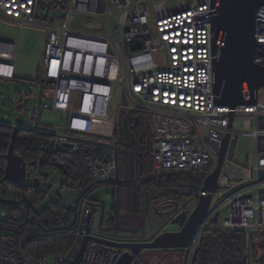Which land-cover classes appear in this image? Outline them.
<instances>
[{
	"label": "built area",
	"instance_id": "built-area-1",
	"mask_svg": "<svg viewBox=\"0 0 264 264\" xmlns=\"http://www.w3.org/2000/svg\"><path fill=\"white\" fill-rule=\"evenodd\" d=\"M212 0H192L184 8L167 6L164 0H0V20L20 29L40 20L46 24V42L41 62V94L35 109L23 115L25 129L54 134L42 123L44 111L57 110L70 116L65 135H56L55 150L82 157L86 176L76 184L81 194L75 221L79 242L67 255L30 256L18 247L17 231L0 228V264H69L80 247L90 213L87 196L99 187L119 182L116 124L111 123V105L120 87L132 111L150 116L152 156L158 173L206 172L214 167L227 134L231 140L250 137L254 151L242 167L243 174L227 171L226 158L213 194L224 199L212 207L200 223L184 264H253L254 233L264 230V99L256 104L231 108L216 104ZM153 17V24L150 18ZM253 62L264 67V7L255 20ZM17 45L0 42V78L12 80L16 71ZM162 57L161 61L155 55ZM223 87V86H222ZM50 90L49 96L45 94ZM243 97L246 100L245 92ZM50 99V102H47ZM29 103V102H28ZM125 107V106H124ZM126 109V107H125ZM248 117L251 128L230 129L231 113ZM129 113L128 118L131 117ZM127 114H124L126 116ZM110 126L93 132L80 130L78 118ZM27 119V120H26ZM112 136V140L97 135ZM98 137V139H96ZM46 149V143L36 146ZM26 162V185L20 189L29 204L33 186L51 189L55 181L39 175L40 165ZM240 178L236 183L233 179ZM34 183V182H33ZM65 183V182H64ZM0 186V192L15 190ZM13 186V185H12ZM61 186H64L61 185ZM198 195L207 196L203 187ZM213 201V200H212ZM34 205V204H33ZM227 205V216L222 210ZM192 211V210H191ZM5 211L0 213L5 217ZM15 220L19 215L15 214ZM90 234L97 236L93 219ZM123 250L89 242L81 264H118ZM140 258L135 260L140 264Z\"/></svg>",
	"mask_w": 264,
	"mask_h": 264
},
{
	"label": "trees",
	"instance_id": "trees-1",
	"mask_svg": "<svg viewBox=\"0 0 264 264\" xmlns=\"http://www.w3.org/2000/svg\"><path fill=\"white\" fill-rule=\"evenodd\" d=\"M12 80L18 81L16 77ZM26 95L28 96V94ZM135 113L136 117L132 119L130 117L131 121L128 120L124 124V129L128 128L125 141L118 144L120 180L117 183L113 182L111 184L116 187L119 193L115 195L113 214L111 216H103V228H115L118 214L123 212L128 215L129 212L138 210V206L141 204L140 201H143L144 205H148L145 203L143 192H147L148 196L151 189L152 191L155 190L154 193H162L169 189L172 195L175 196L174 191L176 190H173V187L176 188L181 179L185 180L184 175L189 174L179 172L181 175L168 178L167 172L159 174L153 168L146 167V162H150L152 167L155 168L150 145L152 129L146 113L138 111ZM117 128L118 126H116L115 139H118ZM54 137H56V134L31 128H22L16 137L13 138L12 127L0 124V181L4 178L5 174V155L8 153L10 146L13 145L16 155L28 160L32 165H40L44 169L54 166L64 176V186L66 185L70 188L76 187V183L86 176L82 157L77 154L55 150L54 146H52L55 141ZM41 143H46L47 148L40 149L36 147ZM147 143H149L150 147H147ZM133 174H141L143 177L142 182L130 181ZM5 185L8 184L0 182V186ZM9 186L15 190L16 194L12 190L5 193L0 192V213L2 211L6 213L5 217L0 216V228L16 230L18 233V247H21L30 256L46 255L50 257L71 253L78 244L80 237V230L75 221L76 213H72L73 211H70L60 202L51 203L46 207L39 208L37 203L45 197L48 191L43 187L39 186L37 189L30 190L33 205L28 203L26 195L22 194V191L17 186H12L11 184ZM140 186H143L142 189L144 191H141ZM90 195L87 196L88 201L85 202L91 204L93 200H91ZM175 199V197H172L171 201ZM162 203L165 204L164 201ZM15 214L19 215L18 220L14 219L13 216ZM257 233L262 237V240L257 243L253 239L252 263L264 264V230Z\"/></svg>",
	"mask_w": 264,
	"mask_h": 264
},
{
	"label": "rangeland",
	"instance_id": "rangeland-1",
	"mask_svg": "<svg viewBox=\"0 0 264 264\" xmlns=\"http://www.w3.org/2000/svg\"><path fill=\"white\" fill-rule=\"evenodd\" d=\"M167 6L184 8L187 6L192 0H164ZM150 23L153 24V17L150 18ZM46 24H41L40 20L38 23L34 25H29L23 28H19L11 23H7L0 20V42H9L17 45L16 51V78L17 82L13 80L1 79L0 78V124L16 126V118L23 117V113L20 110H13L15 105L19 103V99L23 95H32L41 94L43 88L40 86L41 81V62L44 55L45 42H46ZM155 59L157 61H161L162 57L160 55H155ZM22 82L31 83V89H27L24 87ZM50 90H46L45 94L49 96ZM122 90L119 87L114 100L111 105V123H115L118 126V139H115L113 142L115 143H123L126 139L127 129H124L125 123L129 120L128 115L131 113L132 105L124 107L122 104ZM260 98L264 99V87L260 89ZM47 102H50V99H47ZM35 98L33 97L29 103L28 116L35 109ZM124 114H127L123 117ZM136 117V113L132 111L131 119ZM70 116L66 113H62L57 110H48L44 111L42 115V123L46 126H51L54 130V134L56 135H65V127L68 124ZM27 120V119H26ZM149 124H150V116H148ZM28 120L23 123L27 124ZM77 125L80 130H84L87 132H93L94 130L101 127L103 132H106L110 123L103 124L100 121L88 120L85 118H78ZM123 125V126H122ZM24 126V125H21ZM31 129H33V125L31 124ZM234 127L237 130H247L251 128L250 121L247 116L237 113L234 121ZM129 137V135L127 134ZM98 139V137H96ZM147 147L149 143H147ZM151 148L153 147L151 139H150ZM254 151V140L250 137H239L238 139H232L229 146V151L227 155L228 166L227 171L234 176H241L243 174L242 165L248 161L249 157ZM217 163V162H216ZM215 163V165H216ZM214 167H210L208 170L212 171ZM240 165V166H238ZM155 166V163H154ZM147 168H153L154 171H158L152 167L150 162H146ZM120 168V166H119ZM140 168V166H139ZM39 175L42 173L44 177L49 178L55 181V186L47 191L45 197H43L38 203V207H46L51 203L60 202L66 208H70L76 205L81 197V194L74 187L61 186L65 182L64 176L61 172L55 168L54 166H49L47 168H39ZM128 173V172H127ZM167 177H175L181 175L179 172H167ZM209 174L206 172H192L189 174H185L183 177L185 181L189 182L192 185V194L190 195H178L179 199L186 200V208L189 210H193L199 201L198 189L203 187L204 181ZM139 176V177H138ZM137 177V178H136ZM179 178V177H178ZM143 177L141 174H137L132 176L130 181L132 182H142ZM240 178L233 179V182L236 183ZM34 180H30L29 185H32ZM143 186H140L141 191ZM39 190V189H38ZM119 193L116 190V187L112 184L100 185L96 189L91 192V200H93L91 204H89V208L94 213V227L97 228L101 216V212L104 211V215L111 216L115 207V195ZM145 202L150 207L149 211V223L150 225L146 228L149 238L151 237V232L159 231L162 233L176 231V225L172 224V218L178 212L177 205L173 206L171 202V198L177 196H173L172 192L168 189V191H164L162 193H154L149 190L148 196L143 195ZM223 197L219 194H216L212 201V207H215L222 203ZM97 203H95V202ZM165 202V204L162 203ZM160 202V203H159ZM36 205V206H37ZM65 211V210H64ZM63 211V213H64ZM28 212V211H26ZM74 213V212H72ZM222 218L227 216V205H224L222 210ZM118 229L119 236L124 235V230L126 229V224L121 219L120 223L115 227ZM254 240L259 243L262 240V237L259 233H254ZM98 236L101 233H97ZM118 240H122L121 237ZM50 260L55 261L56 256H50Z\"/></svg>",
	"mask_w": 264,
	"mask_h": 264
},
{
	"label": "water",
	"instance_id": "water-1",
	"mask_svg": "<svg viewBox=\"0 0 264 264\" xmlns=\"http://www.w3.org/2000/svg\"><path fill=\"white\" fill-rule=\"evenodd\" d=\"M264 7V0H212V25H213V51H214V88L216 93V104L236 108L244 104H256L259 91L264 87V67L254 64L253 47L255 44V20L256 13ZM28 90L31 89L33 82H22ZM223 86V87H222ZM243 91L246 100L243 97ZM29 97L21 96L19 103L13 110H29ZM122 104L127 107V98L122 95ZM234 113H231L229 128L234 125ZM131 121V119H129ZM24 118H16V126H10L13 129V138L22 130ZM100 138L112 140V136L97 135ZM231 142L230 134H227L221 152L218 156L215 168L209 173L203 184V190L208 192L207 196H200L195 208L187 213L183 211L172 220L173 225H178L180 230L165 232L157 235L149 241H142V237L135 236L134 232L126 226L124 235L119 236L114 233L115 238L121 237L124 241L110 240L102 236H93L90 234L89 223L93 219V213L89 214L86 235L83 237L80 247L77 249L74 258L69 264H81L83 255L89 242H96L123 250V256L118 264H136L137 258H144L149 251L160 249H186L200 223L207 215L213 200V194L217 190L218 180L222 166L227 158ZM6 168L4 178L0 182L9 183L24 189L26 185V162L16 155L13 145L10 146L5 155ZM259 178H264V170L259 172ZM33 188L40 186L39 179H35ZM177 191V190H176ZM191 189H179V195H190ZM264 193V189L261 190ZM173 206L177 205L171 201ZM78 203L69 208L76 212ZM104 211L101 212L98 229L99 233L103 231H114L112 228H103ZM118 224V221H117ZM116 224V226H117ZM140 231V230H138ZM137 231V232H138ZM136 232V231H135ZM141 232V231H140ZM152 238V237H151ZM142 256V257H141ZM144 263H147L146 261ZM143 263V264H144Z\"/></svg>",
	"mask_w": 264,
	"mask_h": 264
},
{
	"label": "flooded vegetation",
	"instance_id": "flooded-vegetation-1",
	"mask_svg": "<svg viewBox=\"0 0 264 264\" xmlns=\"http://www.w3.org/2000/svg\"><path fill=\"white\" fill-rule=\"evenodd\" d=\"M24 96L25 95H23V97ZM20 111L23 113V115L26 113V112H24V109H21ZM178 188L179 189L182 188L183 190L190 188L191 191L193 192L192 185L189 182L185 181L184 179L180 180V182L176 188L173 187V190H177V191H174L176 195H179L178 194ZM143 193H144V195L147 196V192H143ZM174 201H175V203H177V207H178V212L176 213L175 216L181 214L183 211H186L187 213H189L191 211V210L187 209L185 206V204L187 203L186 200H183L182 198L179 199V197L177 196V198ZM140 203L141 204H139L138 210L129 212L128 215H126V213H123V212L119 213L118 214V223H120L121 219L123 218L126 226H129V229L135 233L134 234L135 236L142 237V234H143V240L142 241H149V240L154 239L157 235L161 234L162 232H159V231L157 232L154 230L153 232L149 233V234H151V237H153V238L152 239H151V237L149 238L148 234H146V232H147L146 228L150 225V223H149L150 207L148 205H144L143 201H140ZM175 216L172 218V220L175 218ZM138 230H140L141 232ZM177 230H180L178 225H176V231ZM115 231H116L117 235H119L118 229L115 228L114 231H111V232L103 231L100 236H102L103 238L110 239V240L119 241L118 238H115L117 236H115V237L113 236ZM116 233H115V235H116ZM141 255L142 256L144 255V258H140V260H141L140 264H143L145 261L147 263H144V264H184L186 257H187V250L186 249H178V250L177 249H160V250H156V251H149L148 253H146V255H145L144 251H142Z\"/></svg>",
	"mask_w": 264,
	"mask_h": 264
},
{
	"label": "crops",
	"instance_id": "crops-1",
	"mask_svg": "<svg viewBox=\"0 0 264 264\" xmlns=\"http://www.w3.org/2000/svg\"><path fill=\"white\" fill-rule=\"evenodd\" d=\"M15 77H16V71H15Z\"/></svg>",
	"mask_w": 264,
	"mask_h": 264
},
{
	"label": "bare ground",
	"instance_id": "bare-ground-1",
	"mask_svg": "<svg viewBox=\"0 0 264 264\" xmlns=\"http://www.w3.org/2000/svg\"><path fill=\"white\" fill-rule=\"evenodd\" d=\"M214 169V168H213ZM113 184V183H112Z\"/></svg>",
	"mask_w": 264,
	"mask_h": 264
}]
</instances>
